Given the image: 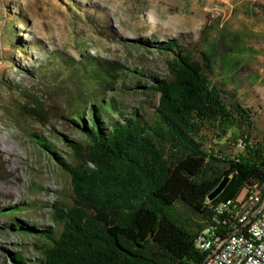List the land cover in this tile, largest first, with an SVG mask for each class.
<instances>
[{
  "label": "trees",
  "instance_id": "obj_1",
  "mask_svg": "<svg viewBox=\"0 0 264 264\" xmlns=\"http://www.w3.org/2000/svg\"><path fill=\"white\" fill-rule=\"evenodd\" d=\"M152 47L169 55L168 77L148 74L151 82L132 85L136 94L159 96L152 117L129 113L117 99V89L128 88L126 81L117 87L121 66L63 62L70 67L66 82L77 88L71 113L81 122L73 121L83 139L66 140L71 162L43 138L37 142L69 176L72 200L52 206L58 232L9 225L37 235L39 264H200L205 254L196 245L199 235L211 230L222 237L234 223L219 206L245 189H264V135L253 138L257 125L250 109L227 103L223 79L214 77L213 52L177 39ZM133 74L145 76L136 69ZM86 98L88 106L81 108L78 101ZM22 110L46 120L39 99L26 101ZM225 176L227 187L209 201ZM12 262L25 264L21 254Z\"/></svg>",
  "mask_w": 264,
  "mask_h": 264
},
{
  "label": "rangeland",
  "instance_id": "obj_2",
  "mask_svg": "<svg viewBox=\"0 0 264 264\" xmlns=\"http://www.w3.org/2000/svg\"><path fill=\"white\" fill-rule=\"evenodd\" d=\"M261 6L264 0H0V138L10 140L20 156L12 174L15 166L0 156V264H14L16 254L25 264H39L37 235L12 231L9 225L20 222L58 232L52 206L72 200L69 176L37 142L43 138L71 162L66 140L83 139L71 113L77 88L66 82L70 67L63 62L73 66L88 59L121 66L115 73L117 87L126 81L128 88L117 89V99L129 113L152 117L159 96L132 90L137 79L151 82L148 74L168 77L169 55L152 45L177 39L190 48L210 49L216 61L214 77L223 79V96L255 114L253 138L260 140ZM135 69L145 76L134 77ZM35 99L45 110L44 123L22 110L23 103ZM89 101L78 102L86 109ZM207 137L212 146L215 132ZM5 191L15 196H5Z\"/></svg>",
  "mask_w": 264,
  "mask_h": 264
},
{
  "label": "built area",
  "instance_id": "obj_3",
  "mask_svg": "<svg viewBox=\"0 0 264 264\" xmlns=\"http://www.w3.org/2000/svg\"><path fill=\"white\" fill-rule=\"evenodd\" d=\"M225 212L234 223L224 236L206 230L196 240L205 254L200 264H264V189H245L219 206Z\"/></svg>",
  "mask_w": 264,
  "mask_h": 264
},
{
  "label": "bare ground",
  "instance_id": "obj_4",
  "mask_svg": "<svg viewBox=\"0 0 264 264\" xmlns=\"http://www.w3.org/2000/svg\"><path fill=\"white\" fill-rule=\"evenodd\" d=\"M0 156L5 158L6 162H8V163H10V164L15 166V169H14V171L11 172V174L15 173L17 171V166H18L16 164H17L18 161H20L19 160L20 156H19V153L14 148V146L12 145V143L10 142V140H8V139L7 140H4V139L2 140L0 138ZM9 180L11 181L12 179L10 178ZM11 182H13V181H11ZM4 195L5 196H9V197H14L15 196L11 191H5Z\"/></svg>",
  "mask_w": 264,
  "mask_h": 264
},
{
  "label": "water",
  "instance_id": "obj_5",
  "mask_svg": "<svg viewBox=\"0 0 264 264\" xmlns=\"http://www.w3.org/2000/svg\"><path fill=\"white\" fill-rule=\"evenodd\" d=\"M261 166H264V163L261 164ZM230 181V178L228 176H225L221 183L214 189V191L209 195L208 200L213 201L215 200L227 187L228 183Z\"/></svg>",
  "mask_w": 264,
  "mask_h": 264
}]
</instances>
